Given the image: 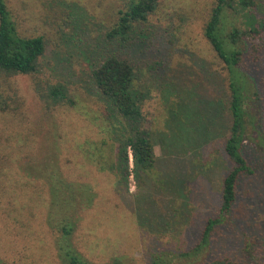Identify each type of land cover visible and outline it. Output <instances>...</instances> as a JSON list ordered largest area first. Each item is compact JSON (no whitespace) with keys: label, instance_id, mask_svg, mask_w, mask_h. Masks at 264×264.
Returning <instances> with one entry per match:
<instances>
[{"label":"rangeland","instance_id":"374dc122","mask_svg":"<svg viewBox=\"0 0 264 264\" xmlns=\"http://www.w3.org/2000/svg\"><path fill=\"white\" fill-rule=\"evenodd\" d=\"M259 1L257 13L264 15V0ZM124 2L7 0L19 34L43 36L38 76L65 83L75 104L48 112L31 76L12 78L24 105L19 116L0 114V181L20 186L16 229L0 224L5 262L61 264L46 223L59 190L56 174L94 192L92 203L75 213L72 241L95 264H152L157 254L189 249L206 217L219 208L221 180L230 167L223 151L230 117L225 71L203 35L213 0H161L119 47L104 35ZM109 52L131 60L141 82L152 88L142 109L153 142L154 172L131 177L128 191L116 186L106 167L114 159L115 142L106 128L105 103L89 79L94 62ZM258 56H246L244 70L264 97V50ZM261 128L264 132V119ZM253 136L245 140L242 154L254 174L239 179L228 222L192 264L214 256L264 264V164Z\"/></svg>","mask_w":264,"mask_h":264},{"label":"trees","instance_id":"16d2710c","mask_svg":"<svg viewBox=\"0 0 264 264\" xmlns=\"http://www.w3.org/2000/svg\"><path fill=\"white\" fill-rule=\"evenodd\" d=\"M124 1V7L118 10L115 22L104 35L107 42L119 47L130 41L135 25L147 21L161 3V0ZM260 2L213 0L210 7L203 35L217 65L225 71V105L230 122L223 151L230 167L221 180L219 208L206 217L197 241L189 249H180L178 253L167 251L155 255L152 264H192L209 251L213 233L229 220L239 179L254 174V167L242 154L245 140L252 134L261 149L264 164V132L261 128L264 97H260L253 77L244 70V58L248 56L258 60V54L264 50V15L257 13ZM246 45L250 46L248 55L245 53ZM44 51L43 36H21L7 0H0V114L20 115L24 99L12 85V78L18 75L31 76L37 99L48 112L56 106L75 104L65 83H53L38 76ZM89 79L105 108L111 111L108 113L105 109V119L108 134L115 142V153L114 159L106 162V167L114 174L116 186L119 184L128 191L131 177L138 179L143 173L154 172L153 142L142 109L143 103L150 97L151 85L141 82L131 60L114 52L106 53L94 62L89 70ZM115 124L118 125L116 135L111 133ZM100 168L105 166L102 164ZM55 176L58 192L62 193L53 195L46 223L54 239L56 258L61 264H95L72 241L75 213L92 203L94 192L85 183H80L77 188L63 181L60 175ZM19 190L20 186L14 182L5 181L4 184L0 181V224L5 229L15 230L14 222L19 221ZM4 260L0 253V264H14ZM205 264L237 262L227 256H214Z\"/></svg>","mask_w":264,"mask_h":264}]
</instances>
